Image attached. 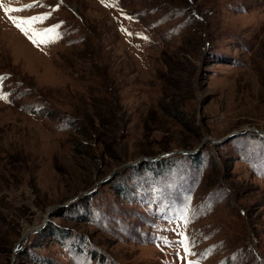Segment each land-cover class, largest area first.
Wrapping results in <instances>:
<instances>
[{
	"label": "rangeland",
	"instance_id": "374dc122",
	"mask_svg": "<svg viewBox=\"0 0 264 264\" xmlns=\"http://www.w3.org/2000/svg\"><path fill=\"white\" fill-rule=\"evenodd\" d=\"M4 7L0 264H264V0Z\"/></svg>",
	"mask_w": 264,
	"mask_h": 264
},
{
	"label": "snow or ice",
	"instance_id": "6c2138e0",
	"mask_svg": "<svg viewBox=\"0 0 264 264\" xmlns=\"http://www.w3.org/2000/svg\"><path fill=\"white\" fill-rule=\"evenodd\" d=\"M32 7V5L26 6V8ZM26 8H5L4 7V0H0V9H3L6 14H9V19L13 26L17 27L19 31H21L22 34L28 37H40L41 40H43L45 37L49 36V34L54 33L56 31L55 26L53 28L43 29V30H37L34 25L37 22L43 23L45 19H47L46 16L41 17H31L28 20H20L16 18L11 17V13L14 12H21L26 10ZM24 25H28V27H25ZM32 43H36V39H32ZM5 78L0 77V81H3ZM0 99H5V96L3 93H0ZM183 237V233L180 234ZM186 237L182 238L179 241V244L184 245L185 244ZM186 253L189 251L187 249V246L185 245Z\"/></svg>",
	"mask_w": 264,
	"mask_h": 264
},
{
	"label": "water",
	"instance_id": "95a60500",
	"mask_svg": "<svg viewBox=\"0 0 264 264\" xmlns=\"http://www.w3.org/2000/svg\"><path fill=\"white\" fill-rule=\"evenodd\" d=\"M235 134H232V135H230V136H228V137H226L225 139H223V140H220V141H218V142H215V141H211L212 143H220V142H223V141H226V140H229L231 137H233ZM202 148V147H201ZM200 149V148H199ZM199 149H197V151H195L194 153H197L198 151H199ZM188 152H182V154H187ZM175 154H177V153H172V154H170V155H168L167 157H170V156H174ZM181 154V153H180ZM166 158V157H165ZM162 158H158V159H156V160H161ZM141 162V161H140ZM140 162H135V163H133V164H131V165H127V166H123V167H121V169L120 170H123L125 167L127 168V167H132V166H136V165H138ZM116 173V172H115ZM114 173V174H115ZM62 207H66V205H64V206H62Z\"/></svg>",
	"mask_w": 264,
	"mask_h": 264
}]
</instances>
